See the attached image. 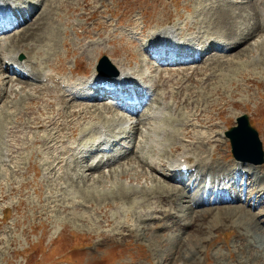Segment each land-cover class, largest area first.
I'll list each match as a JSON object with an SVG mask.
<instances>
[{
	"label": "rangeland",
	"instance_id": "1",
	"mask_svg": "<svg viewBox=\"0 0 264 264\" xmlns=\"http://www.w3.org/2000/svg\"><path fill=\"white\" fill-rule=\"evenodd\" d=\"M48 1L44 0L46 6L32 22L26 24V30L20 29L23 32L14 36V41L9 39L10 43L14 42L10 49L20 48L22 45L28 46L31 42L34 43L33 41L44 45L46 40L41 42L39 39L46 34L45 28L52 24L59 28V31L55 30L57 43L52 46L57 45L53 49V55L44 56L47 53L37 51L35 54L20 52L18 55L19 58L23 56V61H27L34 69H37L36 60L39 57L40 62L54 61L55 63L48 64L44 69L57 71L60 76L70 74L72 60L74 63L76 60L77 69L88 74L95 69L102 56H108L111 59L112 54L101 51V46L94 52V60L86 58L82 51H74V48L80 39L83 42L81 41L79 46H83L84 42L104 41L100 37L109 38L107 29L120 31L124 27L127 28V25H130L129 27L136 25L141 28L146 23L149 29H159L176 24V27H185L183 35L188 36L192 35L189 29L197 23L199 28H202L201 32L205 34L206 39H220L223 43L226 42V45L233 44L235 47L242 44L243 47L229 54L215 51L201 64L197 62L192 66H177L174 72L164 74L165 77H179V81L184 78L181 84H171L173 88H170L175 92L181 86L187 88L186 91H182L181 96L182 98L184 95L183 98L187 99V103L184 108L181 106L182 108L178 109L179 112L171 110L169 117L161 123L163 129H167L171 134L170 140L165 138L164 142L161 141L163 147L173 144L172 148L166 146L168 147L166 151H161H165L164 157H160L161 154H159L156 158L155 149H151L150 145H147L150 148H146H148L147 152L150 149L148 155L153 154L150 156L156 160L167 162L180 154L183 146L190 150V144L201 141V144L191 152L194 159L196 158L195 161L204 165L213 160L215 163L218 161L231 166L230 168H236L237 162L233 158L230 141L225 137V132L236 125V118L247 114L251 125L259 132L264 149V7L260 8L261 12L258 11L257 0ZM44 8L50 9L48 12L54 14V20L51 19V15H41ZM94 12L97 14L89 19ZM223 16L225 19L220 20ZM228 16L230 18L227 20ZM143 18L145 20L142 22ZM71 19L77 20L80 27L76 24L72 25ZM119 19L123 22L120 23ZM104 21L110 22V26H107ZM114 27L115 30H113ZM23 33H26L27 38L22 37ZM118 35L119 33L117 37ZM145 36L148 39L147 34ZM71 38L76 41L75 46L70 44ZM120 47L118 45V48ZM121 57H125L124 60L129 61L130 64L127 65L131 67H138L142 59L140 55L131 53L129 59L126 52H123ZM19 58L17 59L21 61ZM198 66H201L200 72L197 71L199 74L185 82L184 76L188 73L192 74ZM179 67L182 68L179 69ZM2 76L5 78L0 71V77ZM11 78L14 83L4 86L0 83V87L5 88L3 98L0 99V106L4 103L0 108V264H182L183 262H187L186 264H264V208L262 206L253 209L252 204L247 207L243 201L234 204H218L221 203L220 195H217L218 199L215 198L216 195L211 196L212 192H207L208 189L205 186L207 184L204 180L197 179L198 173L184 184L181 183V186L174 185V182L151 173L147 166L140 165L134 158V154L129 155L124 161H118V164L114 163L113 166L104 165L101 169L88 172L91 167L89 165H94V162L87 163L80 158L74 161L69 158L73 148H68L71 144L70 140L80 142L79 139H81L83 145H88L95 125L101 126L107 122L109 126L106 124L102 126L109 129L113 124L112 129L119 132L125 130L124 124L127 121L130 124L136 123L139 117L122 115L123 113L112 109L96 110L100 106L95 108L84 106L88 113L87 117H80L78 119L80 123L72 119L70 121L66 117V112L70 109L76 111L82 108H73L72 104H66L67 102L59 103L56 96L59 94L55 88H48L41 84L32 85L31 80L24 79V82L30 83L29 86L17 83L15 80L19 78L18 76L14 75ZM162 91L164 92L163 88ZM30 98H39V100L31 104ZM61 109H65L66 112L60 113ZM145 111L147 113L148 108ZM123 116L128 117L127 120L119 122L120 117ZM89 120L94 122L93 125L90 126L89 122H86ZM54 121L57 123L51 125ZM85 123L89 124V128ZM149 124L140 125L141 128L136 125L131 126L133 132H136L137 139L141 138V141L126 139L127 141H123L125 146L122 144V147L115 148L117 152L114 149L111 153H102L99 156L104 157L105 162L127 148L130 152L135 145L140 146L142 143V147L146 146V142L142 141L146 140L145 134L142 138L144 132L142 130L148 129ZM186 129L188 130L184 131ZM178 130H182V134L184 132V137L181 143L183 146L176 151L174 146L180 145L178 139H181L182 135H177ZM127 131L131 132V129L128 127ZM156 134L157 137L160 136L159 131ZM39 135H41L40 138L43 135L47 136L45 138L48 139L46 140L48 146L36 145L42 144L39 141L40 138L37 139ZM126 137H128L127 134ZM208 138H212V145L207 147L204 143L205 146H203V142ZM216 140L221 142L215 143ZM58 151H60L59 155ZM63 154L57 165L54 162L56 157ZM34 166L40 172H37ZM73 170L75 172H72ZM124 170L127 171L126 178L122 177ZM259 170L264 172V164ZM233 176L236 177V175ZM242 178L240 177L244 183L245 178ZM193 181L195 187L192 189L189 187V190L187 186H190ZM155 184L164 187L167 191H169L167 187L175 188L174 191L170 190L171 193L168 195L175 193L177 196L171 197V200H167L165 204H161L159 200L153 201L155 197L150 195L148 190ZM175 186L179 189L177 190ZM253 189L258 191L261 187L257 185ZM157 190L160 191V188ZM250 190L245 191L247 199ZM240 191V195H243L244 191ZM123 193L129 197L123 199V196L121 197ZM139 200L141 201L136 203ZM243 204L245 208L237 215L238 222H235L237 225L231 223L235 229H230L229 224L221 223L236 215L232 210L234 208L230 207ZM155 207L164 208L163 210L167 213L178 215L177 218L188 223L193 221V217L200 211L205 212V222L202 223L200 231L197 227H194L195 230L189 226L184 229L189 234L185 231L183 233L184 239H191L189 246L201 248L197 261H187L186 254L188 253L190 257L191 250L180 252L183 246L179 247L183 241L182 238L174 236L173 231L159 228L160 225L154 222L144 224L137 219L139 212H152ZM255 214L261 215L260 218L257 219ZM162 222H165L168 227L171 225L170 220ZM216 224L224 226L221 231H215L221 226L212 229ZM206 225L207 232L204 229L207 228ZM128 226L134 231L131 236L127 234L128 231L123 233L124 231L119 228ZM155 226L158 228L153 229L152 227ZM236 227L248 238L239 243L247 244L249 241L254 248L246 245L240 251L234 250L233 246L237 241ZM143 229H147L148 232L146 233ZM202 240L204 243H200Z\"/></svg>",
	"mask_w": 264,
	"mask_h": 264
},
{
	"label": "bare ground",
	"instance_id": "2",
	"mask_svg": "<svg viewBox=\"0 0 264 264\" xmlns=\"http://www.w3.org/2000/svg\"><path fill=\"white\" fill-rule=\"evenodd\" d=\"M4 3L7 4L8 8L11 9L12 6L16 5V2L17 0H0ZM55 1V0H54ZM252 1V0H251ZM46 2H49L48 0ZM62 2V0H61ZM248 2V1H247ZM254 2V1H253ZM23 4H30V7L32 9V12L29 16H26L22 21L20 22H15L13 19H11L10 17H6L5 18V21L4 23L1 24V28H0V34L1 36H4L5 38L3 39H0V71L3 75H5V78L4 76L0 77V83L2 86L4 85H8L9 83H14V80L11 78L10 74H14L13 72H11L8 68V66L10 64H13V65H16L18 64L21 68L24 69V72L28 73L31 77H35V76H41V79L42 81H46V82H49V83H55L56 85L59 84L60 82V79L58 76L55 75V73L53 71H50L48 70L47 72H43L47 69H44L46 66L43 64V62H40V57L39 59L36 60V62H38V65H37V69H34L30 64L26 62H20L17 60V54L22 52V53H25V54H28V53H34L37 51L38 53L39 52H42V53H47V55H44V56H50V55H53L54 52H53V49H55L56 45L55 46H52L54 45L55 43H57L55 40H56V33H55V30L58 29L59 31V28L57 27H54L52 24L51 25H48L44 32H46V34L44 36H41V38L39 39L41 42H43L44 40H46V42L44 41V45H41L39 44L40 42L38 41H33L34 43H30L28 44V46H24L22 45V47L20 48H15L13 50L10 49L11 45L14 44V42L10 43V40L12 41L13 40V37L16 36L18 33H20L22 30H19V31H15L14 33L13 30L14 29H18L20 28L21 26H23L24 30H26L25 26L26 24H29V21L33 20V17L36 15H38L40 13L41 10H43L42 8L44 6H46L44 4V0H35L32 2V0L30 1H27V0H23ZM264 4V0H257L256 2V7H257V10L258 11H262V7ZM53 5V4H52ZM55 6V5H54ZM58 7V6H57ZM261 8V9H260ZM54 9V8H53ZM256 9V8H255ZM50 10V9H49ZM48 8H44V11L41 15L43 14H48V15H51V19L54 18V14L52 15L51 12H48L49 11ZM57 10V9H56ZM55 10V11H56ZM204 10V9H203ZM212 10V9H210ZM53 11V10H52ZM54 12V11H53ZM258 12V14L260 13ZM56 14V12H55ZM97 14V12L93 13L90 15L89 19L93 18L95 15ZM40 15V16H41ZM57 15V14H56ZM220 15H223V13ZM225 15V14H224ZM228 14H226L225 16H227ZM72 16V15H71ZM225 16L223 17H220V20H224L225 19ZM259 16V15H258ZM76 17V16H75ZM83 17V16H82ZM81 18V17H80ZM228 18H230L229 16L227 17V20ZM50 19V20H51ZM55 19V18H54ZM53 19V20H54ZM83 20V19H82ZM71 24H76L80 27V24L77 23V20H73L71 19ZM56 22V21H55ZM103 21H101L102 23ZM105 22V21H104ZM123 21L120 20V23H122ZM50 23V22H49ZM53 23V22H52ZM107 24V26H110L109 24H111L110 22H105ZM57 25V23H55ZM70 24V23H69ZM32 25V24H30ZM60 25V24H59ZM97 25V24H96ZM102 25V24H101ZM174 25V24H173ZM176 25V24H175ZM3 26H6V30H3ZM62 26V25H61ZM130 25H127V28L124 27V30L123 31H110V29H107V34L109 35L108 37L109 38H101V40H104V41H89V42H84L85 44V47L82 49V52L85 54V56H87L86 58L88 59H94V52L98 49L99 47L101 48V51H104V52H110L112 54V57L111 59L113 60V65L116 67V69H118L119 73L124 71L125 74L127 76L131 75V73L134 74V76L131 78V80L129 81V84H131L130 82H133L134 80L140 82L143 84V87L142 89L143 92V96H147L149 95V97H147L146 99H143V100H140L139 102L131 105V106H128V111L130 113L129 116H134V117H137L139 116V113L142 111V107L144 105L145 102L149 101L150 98H151V94L154 93L157 89H159V87H162L164 89V92L161 91L159 94H158V103L157 105L159 106L155 111L149 113L146 115V117L144 119H140L138 120L136 123H131L130 126L132 125H136L137 127H140V125H143V126H146L148 125L149 123H151V125L149 124V127L148 129L146 128L145 130H142L144 131L142 133V138H143V134H145L144 138H146V140H142L144 141L143 143H145L146 146L142 147L143 144L141 143L140 147L136 152L135 151H132L131 153H134L133 156H135L134 158H136V161L138 160V163L142 166H147L151 173H156L157 175H159L161 178H165L166 180H169L171 181L172 183L174 182V185L175 184H181L182 182H176L177 180H175V178L177 176H169V174L167 175H163L165 173H162V172H158L159 168H165L168 170H170L171 173H174V174H177L179 173L181 170H182V167L184 165H189V167L191 168V170L195 171V170H198L199 172L202 173V175L206 176L208 175V172H213L212 174V177H211V184L208 185V193L209 192H215L216 195H220V202L221 203H224V202H232L234 204V202H241V198L242 196L240 195V190H243L244 191V196L245 197V204L247 207L250 206V204H252L251 208L255 209V208H261V206L264 208V172L261 170H258V166H253L251 164H245V163H239L238 167L237 168H230V169H227V166L223 163H220L217 161V163L213 162V160H210L209 162L205 163L204 165H202L201 163H198V161L194 159V155L191 154V152L194 151V149L196 148L197 145L201 144V141L199 143H192L190 144V150H187L184 148V146L181 144L183 143V139L182 137H184V132L182 134V130H178V133L177 135H181V139H178L179 140V143L180 145H176L174 146V150L178 151L181 149V147L183 146V149H181V153L173 158V159H170L168 162H164V161H159L158 159L156 160L157 156L159 154L160 157H164L163 154L164 152L166 151L165 149L168 148L166 146H169V145H166L163 147V142L165 141L164 139L167 138V140H170L171 138V134L169 131H167V129H163L164 127L162 126V121L163 119L166 117V113L165 111H169L171 112V110H174V111H177L179 112L180 108L179 107H185L186 103H187V99L186 98H181L182 94H183V90L186 91L187 88H185L184 86H181L179 88H177L178 90L175 91H172L173 87L171 86V84H178V83H182L184 78L182 80L179 81V77H172V76H169V77H165V73L166 74H169L170 72H174V68L177 67L176 64H181V63H170L168 62V60L166 59H161V60H156L155 56L154 57H149V52L151 53H154L152 50H148L149 46L156 43V42H169V43H172V42H177L180 44V41L178 40L177 38V35H178V32H179V29L181 28H178L177 27H168L164 30H162L163 32V35L161 36L162 33H160V31L155 34H153L152 36L151 35H147L148 36V39L146 38V30H148L149 28L146 26V27H139V26H132V27H129ZM203 26V25H202ZM63 27V26H62ZM106 28V27H105ZM61 29H64V28H61ZM76 29V28H75ZM196 29V30H194ZM201 27L199 28V25L197 23L194 24L193 27H191L189 29V33H191L194 37L192 38H186L187 36H184L185 39V42L184 43H187V44H190V45H194V47L200 49V56L197 57H193L192 59V62H200V64L203 62V59L207 56H209L213 51L215 50H218L222 53H227V52H232L234 51L235 49H238L239 47H243L242 44H239V46L235 47L233 44V47L231 50H229V48L225 47L224 45H222L221 43H217L220 39H213V38H207L205 37V34H202L201 32ZM206 29V28H205ZM262 29V28H261ZM30 30V29H29ZM73 30V29H71ZM86 30V29H85ZM113 30H115V27L113 28ZM182 30V29H181ZM185 30V29H184ZM88 31V30H87ZM23 32V31H22ZM57 32V31H56ZM87 33V32H86ZM120 33V37H117V34ZM11 34H13L11 36ZM183 34V33H182ZM24 35V36H23ZM22 37L23 38H27V35L26 33H23ZM12 37V38H11ZM88 37V36H87ZM50 38H52L50 40ZM196 38V39H195ZM10 39V40H9ZM121 39V40H120ZM88 40V39H87ZM224 40V39H223ZM14 41V40H13ZM72 41V40H71ZM82 41V40H80ZM200 43V41H204L202 42V46L206 47L205 49L202 47V46H198L197 43ZM61 42V41H60ZM83 42V41H82ZM215 42V43H214ZM226 43V42H225ZM173 44V43H172ZM230 44V43H229ZM118 45H120L121 47L118 48ZM144 45H148V48H144ZM14 46V45H13ZM74 46V45H72ZM114 46V48L112 47ZM27 47V48H26ZM82 47V46H81ZM112 48V50H111ZM197 50V49H196ZM70 51V50H69ZM123 52H126L127 54V58H131L129 57L130 56V53L131 54H135V55H140L142 57L141 61H140V69L139 70H136V67H133V68H130L128 70V72L126 71V66L127 64L129 63V61H125L124 58L121 57V54ZM219 52V53H220ZM81 53V52H80ZM203 53V54H202ZM50 54V55H48ZM109 54V53H108ZM218 54V53H216ZM80 55V54H79ZM167 55V53L165 54ZM38 56V55H36ZM147 56V57H146ZM214 56V55H213ZM35 56H33L34 58ZM57 57V56H56ZM218 57V56H217ZM119 58H121V60H118ZM209 58V57H208ZM216 58V57H215ZM85 59V58H84ZM54 60V59H53ZM87 60V59H86ZM116 60V61H114ZM127 60V59H126ZM205 60V59H204ZM154 61H159L157 62L158 64L154 66L155 62ZM52 62V61H51ZM80 62V61H79ZM209 62V61H208ZM34 63V62H33ZM55 63V62H54ZM41 64L42 67H41ZM132 65V64H131ZM176 65V66H174ZM53 66V65H52ZM182 68V67H181ZM179 67V69H181ZM147 69L148 71H150L154 76H151L150 74H147V73H143V70ZM185 70V68H183ZM201 69V66H198L196 67L192 74L191 73H188V75L184 76L185 77V82L187 81H190L192 80L196 74L198 73L197 71H199ZM203 69V68H202ZM60 70V69H59ZM81 70V69H80ZM204 70V69H203ZM202 70V71H203ZM189 71V70H188ZM42 72V74H41ZM70 72V71H69ZM83 72V71H82ZM158 72V74H157ZM178 72V71H177ZM191 72V71H190ZM200 72V71H199ZM183 73V72H182ZM180 73V74H182ZM191 74V75H189ZM199 74V73H198ZM183 75V74H182ZM95 76V72L93 73L92 76H90L88 79L86 80H79L77 82H72L70 79L69 81L66 79H62L61 81V86L64 85V89H65V92H67L69 94L70 97H72V99H79L80 97L82 96H89L90 95V91L88 90L89 88V84L91 82V80L93 79V77ZM211 76V75H210ZM14 77V76H13ZM67 77V75L65 76ZM213 77V76H211ZM16 78V77H15ZM19 78L20 79H24V77L20 76L19 75ZM210 78V77H209ZM20 79H16L15 81L18 83H24V84H27L29 85L28 82H22ZM27 81V79H26ZM195 81V80H194ZM15 82V83H16ZM32 82V81H31ZM41 83V82H40ZM192 83V82H191ZM194 83V82H193ZM208 83L206 82V85ZM32 85H36V84H32ZM31 85V86H32ZM43 85H48V86H45V87H48V88H51V84H43ZM205 85V84H204ZM2 86L0 87V99L1 97L3 98V92H4V89L2 88ZM30 86V85H29ZM39 87V86H38ZM172 87V88H170ZM53 88V87H52ZM172 89V90H171ZM176 88H174L175 90ZM159 92V91H158ZM163 92V93H162ZM58 96V95H56ZM64 95H59L57 97V101L59 103H66L67 100L64 99ZM110 95L109 94H106L103 98L101 99H94V100H97L98 102V105L100 107H98L96 110L98 109H105V110H110L111 107L108 105V103L105 102V100L107 98H109ZM35 99V98H34ZM191 102V101H190ZM34 103V102H33ZM4 104V103H3ZM3 104L1 106H3ZM67 104V103H66ZM77 105L75 104H72L71 107H81L82 109L80 110H76V111H73V109L69 110L66 112V117L67 119H72V120H75L76 122H78V119H80V117L82 116H86L87 111H86V108H84V106H90L89 104L87 103H83V102H76ZM105 105V106H101V105ZM174 104V105H173ZM173 105V106H172ZM0 106V108H1ZM92 108H95L97 107L96 105H92L90 106ZM181 107V108H182ZM179 109V110H178ZM92 110V109H91ZM90 110V111H91ZM149 110V108H148ZM89 111V112H90ZM109 113V112H108ZM113 113V112H112ZM116 113V112H115ZM120 113V112H119ZM148 113V111H147ZM161 113V114H160ZM172 113V112H171ZM181 113V112H180ZM118 114V113H117ZM177 114V113H176ZM124 115V114H122ZM170 115V114H169ZM120 116V115H119ZM128 116V115H127ZM165 116V117H164ZM168 116V115H167ZM172 116V115H171ZM176 116V115H175ZM87 117V116H86ZM98 117V116H97ZM102 117V116H100ZM128 117H120L119 119V122L120 121H126ZM133 119V118H132ZM71 121V120H70ZM94 121V120H93ZM83 122V121H81ZM86 122H89L90 126L93 125L94 122H92L91 120L89 121H86ZM100 121H98L99 123ZM118 122V123H119ZM57 122L54 121L51 123V125H54L56 124ZM80 123V122H78ZM92 123V124H91ZM97 123V124H98ZM102 123V122H101ZM86 124V123H85ZM88 124V125H89ZM106 125V123H104ZM102 124V125H104ZM127 124H128V121H127ZM62 125V124H61ZM74 125V124H73ZM78 125V124H77ZM84 125V124H83ZM87 125V124H86ZM88 125L86 127H88ZM110 125V124H109ZM108 125V126H109ZM119 125V124H117ZM122 125V124H120ZM125 127H126V124H124ZM70 126V125H69ZM134 126V127H136ZM201 126V125H200ZM43 128H45L44 126H42ZM78 127V126H77ZM81 127V126H80ZM93 127V126H92ZM114 126L112 124V127L109 128L112 129ZM124 127V128H125ZM71 128V127H70ZM89 128V127H88ZM102 128L104 127H101V130ZM133 127H131L132 129ZM141 128V127H140ZM181 128V126H180ZM204 128V127H203ZM86 129V128H84ZM93 129L95 130L96 129V125L93 127ZM115 129V128H114ZM120 129H123V128H120ZM135 129V128H134ZM72 130V129H71ZM79 130V129H78ZM93 130V132H95ZM113 130V129H112ZM188 129L184 130V131H187ZM74 131V130H73ZM147 131V133H146ZM159 131V134L160 136L157 137V134L156 132ZM121 132V131H119ZM128 132V131H127ZM138 134V133H137ZM51 135V134H50ZM75 135V134H74ZM55 136V135H53ZM52 136V137H53ZM140 136V135H139ZM138 136V137H139ZM45 135H43V137L40 138V142L45 145V146H48V144L46 143V139ZM128 137H132V140H136L137 139V136H136V132L132 135V136H128ZM51 138V137H50ZM125 137H123L122 139H124ZM179 138V137H178ZM198 139L201 138V137H197ZM210 138V137H209ZM207 139L206 141L203 142V146L204 143H206L207 147L208 146H211L213 141L211 139ZM103 139V138H102ZM121 139V140H122ZM51 140V139H50ZM104 141H110L108 140V138H106V136H104ZM131 140V141H132ZM141 141V138L140 139H137V141ZM163 140V142L161 143V141ZM54 141V140H53ZM83 141V140H81ZM85 141V140H84ZM136 141V142H137ZM197 141V140H195ZM168 142V141H167ZM215 143L216 142H221L219 140H216L214 141ZM50 143V142H49ZM118 143V142H117ZM62 144V143H61ZM69 144V143H68ZM130 144V143H129ZM165 144V143H164ZM50 145V144H49ZM124 145V144H123ZM147 145H150L151 149H155V154L156 155V158H153L152 156L150 155H153V154H150L148 155V148H150L149 146ZM125 146V145H124ZM139 146V144L137 145ZM171 148L173 146L170 145ZM169 146V147H170ZM70 147H73L71 149V154L73 153L74 155H79V154H82L84 158H86L89 153L92 154L94 152H91L90 149H87V147H80V146H76L75 144H69L68 145V148ZM122 147V146H121ZM148 147V148H146ZM164 148V149H162ZM165 150L164 152H161ZM114 151V150H113ZM116 151V149H115ZM168 151V150H167ZM99 151H97L98 153ZM117 152V151H116ZM153 152V150H152ZM170 152V151H169ZM109 153V152H107ZM111 153V152H110ZM114 153V152H112ZM64 156L63 155H60V156H57L56 159H55V163L58 164V161L61 160V157ZM127 157L126 156H122L120 158L123 159ZM159 157V156H158ZM104 158V157H103ZM102 158V159H103ZM171 158V157H170ZM75 159V158H73ZM72 159V160H73ZM111 159V157H110ZM128 159V158H127ZM80 160V159H79ZM125 160V159H124ZM123 160V161H124ZM162 160V159H161ZM185 160L183 163L182 161ZM75 161V160H74ZM116 159L113 161L115 162ZM122 161V160H121ZM80 162V161H79ZM78 162V163H79ZM100 162V161H99ZM97 163L98 165H96V167H93L91 166L89 169H88V172H93V170L97 169L99 164L100 163ZM113 162L111 161H108V164L109 165H112ZM206 162V160L204 161ZM203 162V163H204ZM72 163V162H71ZM86 163V162H85ZM122 163V162H121ZM73 164V163H72ZM80 164V163H79ZM83 164V162H82ZM81 164V165H82ZM118 164V163H117ZM120 164V163H119ZM76 165V164H75ZM86 165V164H85ZM202 165V166H200ZM118 166V165H117ZM146 168V169H148ZM71 170V169H70ZM74 171V170H73ZM79 171V169H78ZM124 175L122 176L123 178H126V173L127 171H123ZM67 174V173H66ZM65 174V175H66ZM69 174V173H68ZM67 174V175H68ZM227 174V177H225V175ZM229 175H236V177H229ZM69 176H71L69 174ZM246 176V179H249V177L252 179L255 177V180L250 182V185L248 184V182H245L244 184L241 183V179L240 177H244ZM115 177V176H114ZM70 178V177H69ZM198 179V178H197ZM200 180V179H199ZM170 182V183H171ZM198 182V181H197ZM200 183V182H199ZM204 184V183H203ZM257 185H260L261 189L256 191L255 189L252 190L253 187L257 186ZM178 186V185H176ZM175 186V187H176ZM181 186V185H180ZM178 186V187H180ZM199 186V185H198ZM206 186V185H205ZM204 186V187H205ZM225 186H230V189L231 191H224V187ZM178 187L177 190L179 189ZM207 187V186H206ZM205 187V188H206ZM252 187V188H251ZM157 188H160V191L157 190ZM181 189H183V187H180ZM239 188V189H237ZM167 190H164V187H160V185L158 184H155L154 187H152L150 190V195L152 194V196L155 197V202H157L158 200L160 201L161 204H165L166 202H168L167 200H171V197H174V196H177V194H173V195H168L170 194V190L174 191L175 188L173 187H167ZM180 189V191H181ZM187 189V188H185ZM195 189V188H194ZM232 189L234 191H232ZM246 189H251L248 193V199L246 198ZM185 191V190H184ZM179 192V191H178ZM155 194V195H154ZM159 195V196H158ZM123 196V199H126L127 197H129L128 195L126 196L125 193H123L121 195V197ZM150 199V197L148 198ZM176 200H177V197H176ZM141 200L137 201L136 203L140 202ZM178 202V201H177ZM250 202V203H249ZM169 204V203H168ZM238 204V203H237ZM242 204V203H241ZM241 205V206H236V207H230V208H234L232 209L233 210V213H235L236 215L232 218V219H228L227 220H223L221 223H226V225H228L230 227V229H235V226L231 223H237L238 220H237V215L240 214L242 212V210L245 208L244 205ZM164 209V208H163ZM163 209H159V207H155L153 209V213L152 212H144V211H141L139 212L138 217L137 219L142 222V223H147V222H151V220H165V219H171V223L173 224L172 227H168L166 226L165 224L162 226V227H168L170 229V231H173L174 233V236L176 237H180L182 238L181 240L183 241V243H181L180 247L181 248L182 246V249H180V252H186V251H189L191 250V256L189 257V255L186 254L187 256V261L188 260H196L197 261V257L199 254H201V248L199 247H191L188 245L189 242H191L189 238H183L185 232H187V234H189V232L187 230H183V229H186V227H197V229L200 231V229L202 228L203 224L205 222V215H204V211H200L196 216L193 217V221L191 220L190 223H188L187 221L185 222V220H182V219H179V217L177 218L176 216L172 215L171 212L170 213H167L166 210H163ZM120 210V209H119ZM264 210V209H263ZM98 212V211H97ZM180 212V211H179ZM207 212H209L207 210ZM99 213V212H98ZM211 214V213H210ZM256 215V214H255ZM254 215V216H255ZM261 216V215H260ZM259 215H256L255 217H257V219L260 218ZM169 222V221H168ZM235 223V225H237ZM223 225H220V224H216L215 227H212V229L214 230V228L216 227H219L221 226L220 228H216L215 231H221L222 227H224ZM239 226V225H238ZM207 227V225H206ZM120 229H122L124 232L123 233H126V231H128L130 236L133 235V230L130 226L128 227H119ZM137 228V227H136ZM153 229L157 228V226L155 227H152ZM167 228V229H168ZM204 228V227H203ZM240 228V226H239ZM138 229V228H137ZM195 229V228H194ZM207 232L208 230V227L207 228H204ZM241 229V228H240ZM144 231H146L147 229H143ZM183 230V232H182ZM196 230V229H195ZM185 231V232H184ZM236 240L235 241L236 243L234 244L233 248L235 251H240L243 249L244 246L248 245L250 247H253V245H251V242L247 241V244L245 243H239V242H242L241 240H245L246 239L248 240L247 236L241 232H239L237 230V227H236ZM148 231H146L147 233ZM182 232V233H181ZM210 232V231H208ZM143 233V232H142ZM172 233V234H173ZM196 233V232H195ZM202 233V231H201ZM222 233V232H221ZM234 233V232H233ZM146 235V234H145ZM200 235V234H199ZM195 236V235H194ZM194 236H191V237H194ZM220 237V236H219ZM155 240V239H154ZM217 240V239H216ZM166 241V240H165ZM204 240H202L200 243H202ZM158 242V241H157ZM199 243V244H200ZM204 243V242H203ZM158 244H161L160 242H158ZM212 244V243H211ZM203 245V244H201ZM212 246V245H211ZM202 247V246H201ZM192 248V249H191ZM199 248V249H198ZM195 251V252H193ZM253 251V249H252ZM178 252V254L180 253ZM177 253V252H176ZM189 253V254H190ZM259 253V252H258ZM178 256V255H177ZM249 258V257H248ZM178 259V258H177ZM187 263V262H186ZM185 262H183L182 264H186ZM263 263V262H262Z\"/></svg>",
	"mask_w": 264,
	"mask_h": 264
},
{
	"label": "water",
	"instance_id": "3",
	"mask_svg": "<svg viewBox=\"0 0 264 264\" xmlns=\"http://www.w3.org/2000/svg\"><path fill=\"white\" fill-rule=\"evenodd\" d=\"M104 59L101 64L105 63ZM238 126L232 127L226 136L231 140L233 154L239 161L262 164L264 152L258 132L251 126L248 115L237 119Z\"/></svg>",
	"mask_w": 264,
	"mask_h": 264
}]
</instances>
